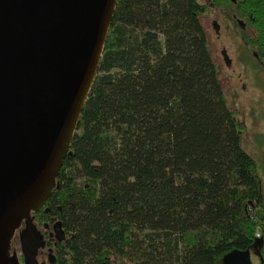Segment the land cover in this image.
Instances as JSON below:
<instances>
[{"label":"trees","instance_id":"16d2710c","mask_svg":"<svg viewBox=\"0 0 264 264\" xmlns=\"http://www.w3.org/2000/svg\"><path fill=\"white\" fill-rule=\"evenodd\" d=\"M209 1L240 38L263 119L264 0ZM208 12L202 0H118L49 218L41 211L67 235L59 264H222L233 250L264 264V133L247 152Z\"/></svg>","mask_w":264,"mask_h":264},{"label":"water","instance_id":"95a60500","mask_svg":"<svg viewBox=\"0 0 264 264\" xmlns=\"http://www.w3.org/2000/svg\"><path fill=\"white\" fill-rule=\"evenodd\" d=\"M117 2L0 0V264H19L7 250L24 221V262L37 264L31 213L45 207L70 155ZM54 234L67 237L59 221ZM222 264H253L251 251L233 250Z\"/></svg>","mask_w":264,"mask_h":264},{"label":"rangeland","instance_id":"374dc122","mask_svg":"<svg viewBox=\"0 0 264 264\" xmlns=\"http://www.w3.org/2000/svg\"><path fill=\"white\" fill-rule=\"evenodd\" d=\"M202 1L209 5V12L202 18V22L208 35L210 53L217 65L219 80L228 106L232 110L239 111L240 120L248 126L242 145L247 152L252 153L248 144L253 142L254 135L264 133V118L262 119L255 110L256 100L261 92L245 79L243 67L238 63L237 58L241 54L238 49L240 38L236 37L232 22L226 16V9L215 8L209 0ZM223 51H226L229 63L226 62ZM16 244L18 246V243ZM253 261L254 264H259L257 256H253Z\"/></svg>","mask_w":264,"mask_h":264},{"label":"flooded vegetation","instance_id":"af4514ba","mask_svg":"<svg viewBox=\"0 0 264 264\" xmlns=\"http://www.w3.org/2000/svg\"><path fill=\"white\" fill-rule=\"evenodd\" d=\"M47 207V203L43 209L38 212H32L31 217L33 218V224L37 229L38 235H40V239H38V243L40 244L37 247V255H36V263L37 264H51V257L54 261L53 264H59L60 258L62 256V251L64 248L65 241H59L54 234V224L56 222H61L58 217L51 216L47 222H41V211H45ZM51 209L45 213L46 218H49L48 215L50 214ZM26 228L25 221L22 223L21 227L16 231L14 239L7 250V255L9 257H13L16 255L19 259V264H25L24 262V254L22 250V243L20 240V235L24 232ZM66 240V239H65ZM18 243V246L17 244ZM36 245L33 244V247ZM21 259V260H20Z\"/></svg>","mask_w":264,"mask_h":264},{"label":"built area","instance_id":"2783aa9c","mask_svg":"<svg viewBox=\"0 0 264 264\" xmlns=\"http://www.w3.org/2000/svg\"><path fill=\"white\" fill-rule=\"evenodd\" d=\"M257 237H260V233L259 232L257 233Z\"/></svg>","mask_w":264,"mask_h":264}]
</instances>
